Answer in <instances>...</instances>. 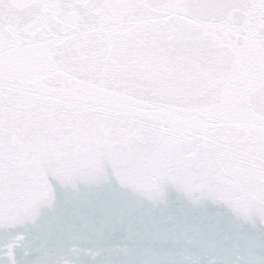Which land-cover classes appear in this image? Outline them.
Instances as JSON below:
<instances>
[{
  "label": "snow or ice",
  "instance_id": "obj_1",
  "mask_svg": "<svg viewBox=\"0 0 264 264\" xmlns=\"http://www.w3.org/2000/svg\"><path fill=\"white\" fill-rule=\"evenodd\" d=\"M7 6L0 0V11ZM20 6L27 18L15 38L0 27V79L14 50L21 75L61 81L68 98L85 101L67 114L54 149L59 164L90 170L96 180L111 168L134 192L151 173L157 195H147L154 203L163 201L167 182L194 206L211 201L264 223V146L237 154L207 130L211 116L244 102V91L233 90L241 76L238 53L224 51L222 37L246 25L231 12L264 10V0H20ZM193 36L235 56L230 68H203L193 56ZM258 87L264 89V79ZM211 255L200 248L189 264H210Z\"/></svg>",
  "mask_w": 264,
  "mask_h": 264
},
{
  "label": "water",
  "instance_id": "obj_2",
  "mask_svg": "<svg viewBox=\"0 0 264 264\" xmlns=\"http://www.w3.org/2000/svg\"><path fill=\"white\" fill-rule=\"evenodd\" d=\"M0 27L15 38L18 25L27 18L20 0H5ZM241 5L260 0H236ZM143 17V10H136ZM232 18L246 28L222 37L224 51L238 53L241 76L233 90L244 91V102L217 113L208 121V133L237 154H253L264 146V10L237 8ZM147 27V26H146ZM193 56L205 69L227 71L235 56H222L214 44L193 36ZM0 79V264H90L96 257L92 247L72 243L84 236L77 228L95 227L99 235L106 226L119 224L113 233L114 247L126 238L141 243L123 257L125 264H189L208 249L214 264H246L264 258V223L238 218L223 204L211 201L194 206L171 183H162V202L148 193L153 174L142 178L144 188L134 192L123 187L111 168L94 179L90 170L59 164L55 146L66 128L73 105L61 81H38L15 59ZM37 161H44L37 163ZM50 161V162H49ZM5 171L6 177L5 178ZM202 237L194 247L193 237Z\"/></svg>",
  "mask_w": 264,
  "mask_h": 264
},
{
  "label": "clouds",
  "instance_id": "obj_3",
  "mask_svg": "<svg viewBox=\"0 0 264 264\" xmlns=\"http://www.w3.org/2000/svg\"><path fill=\"white\" fill-rule=\"evenodd\" d=\"M75 230L83 232L84 236L79 240H73L72 243L85 247L90 246L96 254L97 258L91 261L90 264H125L123 257L141 243L137 239L126 238L123 242V247H114L113 233L122 230L119 224L106 226L99 235L96 234L94 225ZM201 239L202 237L200 236H194L193 243L199 244Z\"/></svg>",
  "mask_w": 264,
  "mask_h": 264
}]
</instances>
